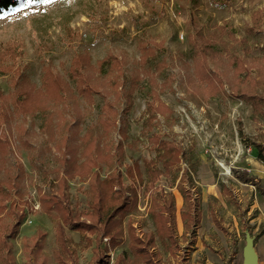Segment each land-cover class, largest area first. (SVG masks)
Instances as JSON below:
<instances>
[{"label":"rangeland","instance_id":"374dc122","mask_svg":"<svg viewBox=\"0 0 264 264\" xmlns=\"http://www.w3.org/2000/svg\"><path fill=\"white\" fill-rule=\"evenodd\" d=\"M206 39L217 58L204 53ZM237 58L262 64L252 66L256 86L238 84L255 96L234 90L246 78ZM198 62L220 77L213 94L200 91ZM81 71L100 86L81 91ZM163 141L185 150L167 169L157 159ZM257 144L264 147V0H21L0 12V231L22 221L11 238L16 264H29L24 238L39 231L46 234L38 257L59 264L58 222L45 201L63 194L71 212H88L94 172H121L129 187L117 215L122 235L102 243L104 264L118 255L122 264H149L131 249V225L139 236L156 233L153 264H244L248 233L264 264ZM151 166L163 172L154 184ZM160 188L173 196V240L151 214ZM187 192L198 216L191 227ZM72 222L64 228L78 264H96L95 244Z\"/></svg>","mask_w":264,"mask_h":264},{"label":"trees","instance_id":"16d2710c","mask_svg":"<svg viewBox=\"0 0 264 264\" xmlns=\"http://www.w3.org/2000/svg\"><path fill=\"white\" fill-rule=\"evenodd\" d=\"M21 0H0V12H7L11 9H14L20 6ZM197 38L199 39L202 35L200 31H197ZM203 38V37H202ZM209 43V44H208ZM210 40H204L203 44H200L204 48V53L208 55L209 58H217L218 54L216 51H210ZM213 44V43H212ZM146 47H149V44H145ZM15 50H11L8 54L9 56L13 55ZM223 62L224 60L221 59ZM207 62L206 57L204 59ZM234 68H238L236 73H245V79L236 80V84L234 85V90H242V92H248L255 96L254 91H248L247 88L241 87L238 84H242L245 82L246 86L249 85L256 86L258 83V79L252 75V66L257 67V69L262 68V64H257L256 61L253 62V65H249L244 62H240V58H237L233 61ZM103 65V63H102ZM119 66V64H118ZM198 72L200 73L201 81H206V86L200 91H205L208 95L213 94L219 87V75L214 72L208 70V64L198 62L197 65ZM246 70V72H244ZM259 70V72H260ZM1 72H4L1 71ZM258 72V73H259ZM235 73V71H234ZM206 75V77H204ZM80 82L82 83L81 91H90L96 89V87L100 86L98 82H91L88 75L81 71L79 76ZM200 81V82H201ZM200 85L194 82L193 89L197 91ZM251 88V87H249ZM251 97V96H250ZM21 106L26 110L25 102L18 100ZM115 102H106V107L109 109L110 113L114 115ZM112 115L110 117L106 116L105 119L107 121V128H110L113 125ZM161 147L164 148L163 152H160L157 159H161L165 168L167 169L171 164L175 163L179 160V156H184L185 150L175 144H169L165 141L160 142ZM258 157L264 161V147L261 144H257ZM156 160L153 161L155 163ZM97 159H93L90 162V165H97ZM151 175H153L150 180L152 184L157 182L159 176L163 173L160 168L153 167L149 168ZM88 173V172H86ZM1 184V182H0ZM154 188H157L155 186ZM92 189L94 191V202L90 205L93 206V209H90L86 213H74L68 208L66 203H64V196L61 194L60 196H54L53 200L45 201V210L53 213L57 218V239L59 242V247L55 251V256L59 264H78L76 252L77 250L70 245V239L67 236L64 228L65 222H72L76 225L77 228L85 231L84 237L87 239V243L95 244L94 258L96 264H104L102 257L105 255L106 251L102 247V243L106 237H109L110 240L116 241L122 235V226L120 220H118L117 215L120 211L124 210L126 203L128 202L127 191H129V187H126L122 182V173L121 172H111L107 177H101L100 172L92 173ZM153 193V192H152ZM151 193V194H152ZM189 192H187L188 194ZM133 195V194H132ZM191 193L188 194V206L189 208L185 210V217L187 218V223H190V227L197 221L198 216L195 212H193L195 201L191 197ZM4 204L0 203V211L2 209L1 206ZM174 207H173V196L171 192H166L163 188L156 189L153 193L152 204H151V214L154 218L157 229L160 235L163 238H168L169 240H173L175 238V225L174 224ZM76 214V215H75ZM82 217L83 220L81 219ZM21 220L18 219L10 228L8 235H5L3 231H0V244H3V248L6 250L7 264H16L15 255L11 251L12 243L11 238L15 237L18 232L19 227L21 225ZM168 222H170L168 224ZM16 234V235H15ZM45 232L39 231L36 235L26 236L24 239V250L27 252V260L29 264H47V258L38 257L43 239L45 236ZM155 232L144 233L143 236H139L136 234V230L131 225L130 227V246L131 249L137 255H141L142 258L147 261L149 264L154 263V257L157 256V253L152 251L151 247L155 244L156 238ZM1 246V245H0ZM1 251V249H0ZM124 256L118 255L114 264H122L124 261Z\"/></svg>","mask_w":264,"mask_h":264},{"label":"water","instance_id":"95a60500","mask_svg":"<svg viewBox=\"0 0 264 264\" xmlns=\"http://www.w3.org/2000/svg\"><path fill=\"white\" fill-rule=\"evenodd\" d=\"M244 264H258V253L255 249L254 236L248 233L244 249Z\"/></svg>","mask_w":264,"mask_h":264}]
</instances>
